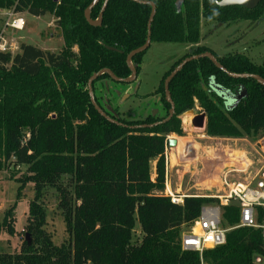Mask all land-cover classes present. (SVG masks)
<instances>
[{
    "label": "trees",
    "instance_id": "obj_1",
    "mask_svg": "<svg viewBox=\"0 0 264 264\" xmlns=\"http://www.w3.org/2000/svg\"><path fill=\"white\" fill-rule=\"evenodd\" d=\"M93 1L0 0V9L55 16L64 42L59 52L25 42L16 53L0 52V170L26 166L14 177L20 183L18 199L29 184L35 192L26 238L20 250H0V264H252L257 255L264 256L262 231L252 227L231 230L225 244L202 254L183 249L185 231L204 206L218 199L186 196L182 203L172 202L166 194V149L171 134L185 135L181 116L197 104L198 113H206L210 137H264V85L251 77L230 76L209 58L192 60L170 82L175 110L162 121L172 107L164 81L185 58L210 52L231 73L264 79V57L255 63L244 53L218 56L200 45L203 21H258L264 18V0L254 9L222 7V0H183L180 6L179 0H143L156 5L151 44L196 47L174 62L151 94L160 95L165 116L106 112L120 124L96 110L88 82L105 68L118 78L132 75L127 57L146 43L153 8L135 0H109L102 24L94 26L85 17ZM104 2L91 10L92 20L99 19ZM147 50L132 58L137 78ZM105 79L119 83L104 73L93 82L94 89ZM49 189L57 194L68 233L59 245L47 230L44 198ZM15 208L6 211L1 224L11 236L16 234ZM239 221L236 203L223 208L224 226ZM138 225L140 240L135 238Z\"/></svg>",
    "mask_w": 264,
    "mask_h": 264
},
{
    "label": "rangeland",
    "instance_id": "obj_2",
    "mask_svg": "<svg viewBox=\"0 0 264 264\" xmlns=\"http://www.w3.org/2000/svg\"><path fill=\"white\" fill-rule=\"evenodd\" d=\"M23 17L27 25L24 30L15 32V36L18 37L16 42L29 43L52 52L62 50L63 37L55 16L47 15L38 19L27 13ZM3 25L4 17L0 14V30ZM200 45L210 47L218 56L240 52L246 54L253 62L262 63L264 18L258 21L238 20L227 25L203 21ZM192 47L195 45L153 42L143 57L142 69L136 80L131 83H116L105 79L95 84L93 91L99 106L116 117H130V114L136 118H145L149 114L156 117L165 116L166 111L160 95L151 94L155 92L163 75L172 68L174 62L186 53H190ZM200 110L197 104L196 110L188 111L181 116L184 136L177 134L169 136L178 141L176 146H168L166 151L168 152L166 164L171 170L169 184L174 195H201L215 198L214 196L222 194L227 174L229 180L248 182L264 169V137L256 141L252 138L210 137L205 129L192 125L194 116L200 114L198 113ZM155 164L156 162H152L153 176ZM25 170L26 166L0 170L1 251L20 250L26 238L29 203L34 198L35 192L33 185L29 184L23 190L22 197L18 199L20 183L14 179ZM15 204L16 234L11 236L1 228V224L6 211ZM44 204L48 212L47 230L59 245L68 239V233L58 209V197L54 189L47 191ZM141 236V228L138 225L135 238L140 240Z\"/></svg>",
    "mask_w": 264,
    "mask_h": 264
},
{
    "label": "built area",
    "instance_id": "obj_3",
    "mask_svg": "<svg viewBox=\"0 0 264 264\" xmlns=\"http://www.w3.org/2000/svg\"><path fill=\"white\" fill-rule=\"evenodd\" d=\"M0 11L4 17V25L0 30V52L16 53L19 48L8 36V31L24 30L26 20L18 16L19 13L14 9H0ZM167 185L168 170L166 168V194L171 197L172 202L182 203L184 197L195 196L174 195L171 191L167 192ZM214 197L218 199V202L204 206L199 218L183 234L182 247L184 250L198 251L202 254L206 249L225 244L228 232L240 227L260 229L264 241V169H261L248 182L229 180L227 174L222 194ZM232 203H236L240 207V221L234 226L226 227L223 224V208ZM261 211L263 214L260 220ZM86 264L94 263L88 261ZM202 264L204 263L202 262ZM252 264H264V256L257 255Z\"/></svg>",
    "mask_w": 264,
    "mask_h": 264
},
{
    "label": "water",
    "instance_id": "obj_4",
    "mask_svg": "<svg viewBox=\"0 0 264 264\" xmlns=\"http://www.w3.org/2000/svg\"><path fill=\"white\" fill-rule=\"evenodd\" d=\"M100 0H94L88 7L87 9L85 10V17L87 19V21L94 25V26H97V25H100L102 24V21H103V14H104V11L107 7V4L109 2V0H105L104 2V6L102 8V11L100 13V16H99V19L97 21H94L91 19V10L93 9V7L99 2ZM139 3H146V4H150L153 8L152 10V14H151V17H150V20H149V32H148V37H147V41L146 43L132 51L128 57H127V63L132 71V75L129 77V78H125V79H122V78H118L116 77L113 72L110 70V69H103L97 73H95L94 75L91 76V78L89 79V82H88V87H89V94H90V97H91V101L94 105V107L96 108V110L103 116L105 117L107 120H109L110 122H113V123H116V124H120L117 120L113 119L111 116H109L100 106L99 104L96 102V99H95V94H94V91H93V82L95 80H97L102 74L104 73H107L111 76L112 79H114L115 81L121 83V82H125V83H131L133 82L134 80L137 79V70L136 68L134 67L133 63H132V58L147 50L150 46H151V38H152V32H151V24H152V21H153V18L156 14V5L153 3V2H150V1H143V0H135ZM262 0H222L220 2H218V5L219 6H222V7H226V6H242V7H245L247 9H254ZM183 0H179L178 1V6H180L182 4ZM203 57H206V58H209L218 68L222 69L223 71L227 72L230 76H233V77H251V78H254L256 79L258 82H260L261 84L264 85V79L261 78L260 76L258 75H254V74H233L229 71H227L224 66L216 59V57L210 53V52H206V53H203V54H200V55H193V56H190L188 58H185L171 73L170 75L165 79L164 81V87H165V95H166V99L172 104V107H171V110H170V114H169V117L166 119V120H163L162 122H165V121H168L174 114V110H175V106L171 100V94H170V91H169V88H170V82L174 79V77L179 73V71L182 70V68L190 61L192 60H195V59H199V58H203ZM206 121H207V116H206V113L203 112V113H200L198 115H195L193 120H192V125L196 128H200V129H205L206 128ZM159 124V122H156L155 124H151V125H142V126H154V125H157ZM178 143V141L176 139H172L170 138L169 139V146L170 147H174L176 146ZM27 238H29V235L27 236Z\"/></svg>",
    "mask_w": 264,
    "mask_h": 264
},
{
    "label": "crops",
    "instance_id": "obj_5",
    "mask_svg": "<svg viewBox=\"0 0 264 264\" xmlns=\"http://www.w3.org/2000/svg\"><path fill=\"white\" fill-rule=\"evenodd\" d=\"M27 13H28V12H21V13L18 14V16L23 17L24 14H27ZM48 15H51V14H48ZM32 16H33V15H32ZM45 16H47V15H45ZM33 17L38 18V19H41V18H42V17H36V16H33ZM23 18H24V17H23ZM25 20H26V19H25ZM26 25H27V21H26ZM15 32H16V31H14V30H9V31H8V36H9V37L15 42V44H17V46H18V48H19V45H20V44H19L18 42H16V40L18 39V37L15 36ZM19 38H20V37H19ZM200 42H201V41H200ZM21 43H22V42H21ZM195 47H196V45H195ZM195 47H192L191 50L194 49ZM18 50H19V49H18ZM18 50H17V51H18ZM17 51H16V52H17ZM167 150H168V149H167ZM166 153H168V152H166ZM168 167H169V166L167 165V167H166L167 170H168V185H167V190H168V191H167V192H169V191L172 192L171 186H170V184H169V181H170L169 173H170L171 170H170ZM195 196H201V195H195Z\"/></svg>",
    "mask_w": 264,
    "mask_h": 264
},
{
    "label": "bare ground",
    "instance_id": "obj_6",
    "mask_svg": "<svg viewBox=\"0 0 264 264\" xmlns=\"http://www.w3.org/2000/svg\"><path fill=\"white\" fill-rule=\"evenodd\" d=\"M246 163V162H245ZM247 165V164H246Z\"/></svg>",
    "mask_w": 264,
    "mask_h": 264
}]
</instances>
